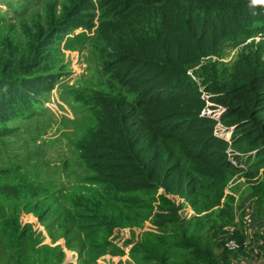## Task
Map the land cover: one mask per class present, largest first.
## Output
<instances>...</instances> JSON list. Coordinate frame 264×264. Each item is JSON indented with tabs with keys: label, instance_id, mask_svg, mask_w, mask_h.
Wrapping results in <instances>:
<instances>
[{
	"label": "trees",
	"instance_id": "1",
	"mask_svg": "<svg viewBox=\"0 0 264 264\" xmlns=\"http://www.w3.org/2000/svg\"><path fill=\"white\" fill-rule=\"evenodd\" d=\"M85 18L97 23L95 45L107 90L82 92L77 98L95 121L76 148L95 174L97 187L71 194L69 205L103 218L101 206L111 195L115 200L119 192L163 189L200 200L205 211L218 203L219 198L212 204L214 196L224 193L226 181L238 171L233 162L242 161L249 169L243 194L255 196L258 215L264 212V42L230 54L235 46L264 34V0H68L47 32L40 25L22 26L25 49L0 58V136L10 132L7 121L38 119L33 115L37 95L50 91L57 76L49 60L55 58L54 44L72 21L84 25ZM5 40L12 45L8 35ZM213 56L228 59L212 61ZM194 66L208 97L188 73ZM219 108V115L211 116ZM219 124L230 130L228 139L216 134ZM200 174L209 176L210 183L199 187ZM239 187L233 191L240 194ZM227 196L223 209L198 217L197 230L214 222L209 228L223 232L233 222L234 196ZM38 210L40 222L48 209ZM75 216L72 211L60 215L63 232ZM2 226L16 240L15 247L32 228L20 227L10 216ZM197 230L190 237L181 234L185 241L176 244L173 239L179 235L165 243L162 236H151L149 246L139 241L129 249L134 263L178 264L172 257L176 251L184 253L180 264H219L212 248L222 241L203 245ZM233 237L243 239L240 232ZM103 246L119 248L108 242ZM161 249L162 257L156 254ZM149 253L153 256L147 259ZM222 254L226 264L228 254ZM61 256L52 264H60ZM34 257L32 264L50 262L43 246Z\"/></svg>",
	"mask_w": 264,
	"mask_h": 264
},
{
	"label": "rangeland",
	"instance_id": "2",
	"mask_svg": "<svg viewBox=\"0 0 264 264\" xmlns=\"http://www.w3.org/2000/svg\"><path fill=\"white\" fill-rule=\"evenodd\" d=\"M67 1L0 0V58L20 54L25 49L26 35L22 26L40 25L47 32L49 24H55ZM71 24V28H64L67 33L54 44L55 58L49 60L54 61L52 70L57 76L50 91L37 95L39 100L33 115L38 114V119L7 121L10 132L0 136V264H32L38 246H43L46 254L49 253V264L57 260L58 255H62L60 264H135L134 252L129 249L137 246L139 241L145 240L149 246L151 236H162L165 243L170 241L171 235H179L180 239H173V242H183L181 234L190 237L201 225L198 217L207 215L200 210V200H190L185 195L163 189L119 192L115 200L111 195L101 206L103 218H91L69 205L71 194H82L97 187L93 179L95 174L85 167L76 148L95 121L88 107L77 98L82 92L107 90L95 45L97 23L85 18L84 25H78L76 21ZM6 35L12 43L10 46L5 40ZM258 42H264V34L235 46L230 54ZM227 59L211 58L212 61ZM197 70L194 66L188 73L200 86L203 96L208 97L196 75ZM228 131L218 126L216 134L229 138ZM233 163L237 165L235 161ZM248 171V163L239 166L238 171L227 179L224 193H218L217 189L216 201L212 202L216 203L219 198L214 208L223 209L230 199L227 195H233V222L225 224L223 232L209 228L214 222L202 224L197 230L203 237V245L222 241L212 248L213 260L219 264L224 262L223 251L228 254L226 264H264V212L258 215L260 206L255 196L243 194ZM210 180L209 176L200 174L197 183L200 187L201 183L208 184ZM212 183L220 185L219 181ZM238 185L240 194L233 191ZM168 203L172 206L163 209ZM40 207L47 208L48 212L39 222L36 212ZM65 211H72L76 216L63 232V218L59 217ZM7 216L16 220L20 227L32 225L28 229L31 233L26 234L19 247L14 246L16 240H11L8 229L2 226V220ZM237 232L243 236L242 240L233 237ZM37 234L40 238H35ZM230 241L240 244L239 248L228 250L226 245ZM107 242L119 248H105L103 245ZM243 242H247L246 247L242 246ZM163 250L156 254L162 257ZM146 256L150 259L153 253ZM172 257L180 264L184 253L174 251ZM149 262L145 261V264Z\"/></svg>",
	"mask_w": 264,
	"mask_h": 264
},
{
	"label": "built area",
	"instance_id": "3",
	"mask_svg": "<svg viewBox=\"0 0 264 264\" xmlns=\"http://www.w3.org/2000/svg\"><path fill=\"white\" fill-rule=\"evenodd\" d=\"M221 110H222V108H219V110H215L214 112H212L211 116H213V117H217V116L219 115V113H220ZM209 112H210V110H207V113H209ZM218 126H221V125L219 124ZM221 127H222V126H221ZM228 133H230V130L228 131ZM217 135H218V134H217ZM218 136H219V135H218ZM224 138H226V137H224ZM226 139H228V138H226ZM229 155H230V154H229ZM232 162H233V161H232ZM239 245H240V244H237V243H235V242L230 241V242L227 243L226 247H227L228 250H232V251H234V250H236V249L239 248ZM246 245H247V242H243V243H242V246H243V247H246Z\"/></svg>",
	"mask_w": 264,
	"mask_h": 264
},
{
	"label": "crops",
	"instance_id": "4",
	"mask_svg": "<svg viewBox=\"0 0 264 264\" xmlns=\"http://www.w3.org/2000/svg\"><path fill=\"white\" fill-rule=\"evenodd\" d=\"M251 153H253V152H251ZM238 158H240V156H238ZM243 162L241 161V163L240 164H237V167H239V166H243ZM241 179H243V178H241ZM214 208V206L213 207H211L210 209H208V210H205V212H208V211H210L211 209H213ZM215 209V208H214ZM236 214V213H235ZM237 215V214H236ZM258 247V246H257Z\"/></svg>",
	"mask_w": 264,
	"mask_h": 264
}]
</instances>
